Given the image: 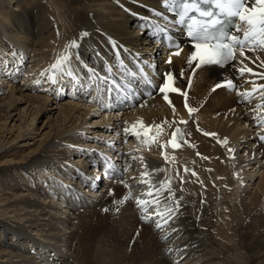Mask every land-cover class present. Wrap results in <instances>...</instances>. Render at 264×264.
Returning <instances> with one entry per match:
<instances>
[{"label": "bare ground", "instance_id": "1", "mask_svg": "<svg viewBox=\"0 0 264 264\" xmlns=\"http://www.w3.org/2000/svg\"><path fill=\"white\" fill-rule=\"evenodd\" d=\"M161 6L162 0H0V264H264V146L256 135L264 126L250 111L259 101L245 102L235 90L212 91L227 78L243 91L251 87L244 81L255 77H239L233 62L197 70L190 88L187 79H177L197 109L191 115L178 93L168 94L171 105L159 93L106 114L84 97L105 77L112 82L120 67L119 80L128 71L137 74L136 65L154 68L158 86L168 72L178 77L185 68L189 75L191 50L168 56L158 46L156 25L166 24ZM72 40L78 47L68 49L63 83L53 85L40 73ZM247 55L264 60V52ZM245 63L264 72L259 61ZM64 86L69 94L78 89L77 98H63ZM41 117L44 126H34ZM17 118L25 121L15 125ZM141 118L145 125L168 121L172 127L165 124L150 147L131 134L123 145V129ZM177 126L186 142L173 149L167 141ZM225 138L226 145L219 142ZM107 141L116 145L115 161L131 165L117 180L84 171ZM141 155L150 169H164L157 181L171 180L174 197L166 204L175 215L161 229L155 228L159 217L141 219L134 199L113 203L129 190L134 196L147 190L135 186L143 169L130 158Z\"/></svg>", "mask_w": 264, "mask_h": 264}, {"label": "snow or ice", "instance_id": "2", "mask_svg": "<svg viewBox=\"0 0 264 264\" xmlns=\"http://www.w3.org/2000/svg\"><path fill=\"white\" fill-rule=\"evenodd\" d=\"M163 6L168 12L175 13L174 20L175 25L182 26L184 34L188 37L189 44L191 46V52L187 56L185 61L186 67L191 73L185 75V68H181L179 76L177 77L173 72H168L164 77V83L159 86V92L163 94V99L171 105L169 100V93H178L184 97L185 108L189 115L195 112L197 109L188 105V92L185 89L176 86L177 79H187V88L192 85L193 75L197 70L205 66H220L225 67L229 64L236 62L240 66L236 69L239 77L243 78L245 73L250 74V78L244 81L245 84H250V88H246L240 91L233 78H227L222 83H217L213 86L212 91H215L221 87H227L229 90H235L237 95L241 97L245 102L251 103L253 99L259 101L255 105L254 109L250 111L256 112L253 116L254 121L258 126H264V83H259L258 80H264V72H256L252 67H249L245 61H250L256 64L259 61V67L264 69V60L260 59L257 55L253 59L247 53L264 52V0H162ZM155 11V10H154ZM157 16H161L162 13L156 12ZM165 21L169 20L168 16H163ZM236 21H239L237 23ZM231 23V28L227 25ZM156 31L162 37V40H168L170 47H175L177 51L172 55L179 56L180 45L171 40L168 35L170 29L157 23ZM81 37L88 34L81 33ZM78 47L77 41L72 40L66 45L65 54L60 55L56 60L44 69L40 75L45 77L48 82L55 85L66 72L67 66L70 65L71 57L68 54V49H74ZM168 63H172L171 57ZM67 75L72 76L71 71H67ZM130 76H134L135 73L129 72ZM39 85L40 80L34 81ZM103 84L108 85L109 81L105 77L102 81ZM129 86L131 81L128 82ZM119 87H123L120 85ZM114 89L118 90L117 82L113 80L110 87H106L105 91L111 93ZM102 103V102H101ZM107 107V106H105ZM173 112L176 109L173 105ZM127 123V122H125ZM174 123V122H173ZM180 124H187L188 121L181 120ZM168 124V127H172V124L168 121H163L159 124L153 123L145 125L142 118L123 129L125 136L129 134L134 135L138 141L142 144L151 146L161 136L164 125ZM198 130H200L198 128ZM154 131V135H150ZM185 130L177 126L171 133V138L167 141L173 149H176L185 143L184 140ZM190 135V133L188 134ZM206 136H216V133L205 132ZM141 137L143 139L141 140ZM259 139L264 141V135H260ZM222 144H227L228 141L225 138L223 141H219ZM161 149L165 145H160ZM229 153H234L233 148L228 149ZM165 161H168V157L161 152ZM200 155V153H197ZM131 160H138L143 169L140 172V180L137 185L143 184L147 186V190L140 194H134L129 190L122 198L114 200L116 205H123L129 200H133L137 205L138 210L141 213V219L145 222L151 221L154 217H159L156 220L155 228L161 229L169 220L175 215L172 207H168L166 202L173 199L174 193L172 192L170 178L157 181L155 175L164 171L163 168H149L146 158L141 155L131 156ZM208 159V157H202ZM234 158V157H231ZM131 165H127L123 172H127ZM112 168H115V164H112ZM185 171H190L185 167ZM179 175V173H177ZM193 175L195 173L193 172ZM130 179H134L130 178ZM119 183L126 189L134 187L130 185L126 180H120ZM167 192L168 195L164 196ZM109 195H113V190L109 189ZM147 197V199L141 198ZM162 200L165 203L164 210L161 211ZM154 206L155 211L150 212V207ZM178 206V205H177ZM103 211H109L108 208ZM119 211V208L116 209ZM174 231V230H173ZM139 235V233H137ZM167 234L162 239L166 238ZM171 251V249H168Z\"/></svg>", "mask_w": 264, "mask_h": 264}, {"label": "rangeland", "instance_id": "3", "mask_svg": "<svg viewBox=\"0 0 264 264\" xmlns=\"http://www.w3.org/2000/svg\"><path fill=\"white\" fill-rule=\"evenodd\" d=\"M64 25V24H63ZM63 25H61V26H63ZM61 41H62V39H61ZM61 41L58 43V45L57 46H59V44L61 43ZM56 46V47H57ZM56 47H55V49H56ZM17 117H18V115H16ZM31 117H28V119L27 120H29ZM19 120V118H17L14 122H13V124H15V125H19L20 123H21V120H22V122H24L25 120L24 119H21L20 121H18ZM55 121V120H54ZM29 122V121H28ZM27 123V122H26ZM46 123V118L45 117H41L40 118V120H38L37 118H36V120H34V122H33V125L35 126V125H37L38 124V127H42V125L44 126V124ZM12 124V122H10V125ZM101 129H103V127L101 128ZM99 143H101V142H99ZM102 144V143H101ZM85 165V169H84V171L86 170V172L89 174V170H91V165H90V163H85L84 164ZM259 167V166H258ZM93 175V174H92ZM96 176H98V177H100L102 180H105V179H103L102 177H101V175L100 174H97Z\"/></svg>", "mask_w": 264, "mask_h": 264}]
</instances>
